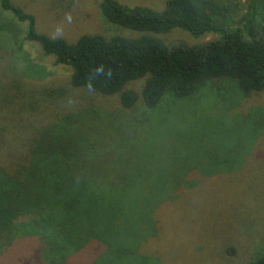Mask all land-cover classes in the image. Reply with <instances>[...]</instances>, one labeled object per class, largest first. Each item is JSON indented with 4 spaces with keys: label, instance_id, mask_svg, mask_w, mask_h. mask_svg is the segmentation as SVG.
I'll list each match as a JSON object with an SVG mask.
<instances>
[{
    "label": "rangeland",
    "instance_id": "1",
    "mask_svg": "<svg viewBox=\"0 0 264 264\" xmlns=\"http://www.w3.org/2000/svg\"><path fill=\"white\" fill-rule=\"evenodd\" d=\"M12 1L49 37L141 35L108 22L99 0ZM116 1L160 11L167 0ZM247 2L238 0L243 13ZM26 30L0 9V80L28 66L40 73L20 78L28 98L43 87L67 95L29 113L0 96V167L8 174L0 175V264H247L264 256V90L244 94L225 79L123 110L118 96L72 88L71 69L42 57L24 41ZM152 36L167 46L217 39L179 29ZM14 61L19 67H9ZM61 139L72 148L47 167L38 149ZM33 171L36 193L75 200V208H20L18 190Z\"/></svg>",
    "mask_w": 264,
    "mask_h": 264
},
{
    "label": "trees",
    "instance_id": "2",
    "mask_svg": "<svg viewBox=\"0 0 264 264\" xmlns=\"http://www.w3.org/2000/svg\"><path fill=\"white\" fill-rule=\"evenodd\" d=\"M0 9L26 24L24 41L37 44L42 57H53L56 65L71 69L72 88L103 97L118 96L123 110L133 109L140 100L146 108H153L165 95L186 98L208 82L225 79L235 82L244 94L264 90V0H248L244 13L238 0H167L160 11L99 0V11L108 22L141 35H82L74 42L39 33L34 16L12 0H0ZM172 29L194 39L207 34H216L217 39L198 46H167L152 36ZM21 53L22 43L16 42L12 57L18 59ZM21 71L12 72L5 82L0 80V96H9L10 105L19 112H34L47 101L66 97L62 90L43 87L28 98V85L20 78L36 79L40 73L28 66ZM136 81H143L139 93L126 89ZM61 140L62 145L49 143L38 149L39 156L49 160L47 167H53L54 155L57 158L70 152L71 143ZM0 175H8L2 167ZM34 175L30 172L28 185L18 190L16 203L20 208H75V200L65 202L56 194L36 193L34 187L40 183L35 184ZM27 188L28 195H22ZM247 264H264V256Z\"/></svg>",
    "mask_w": 264,
    "mask_h": 264
}]
</instances>
